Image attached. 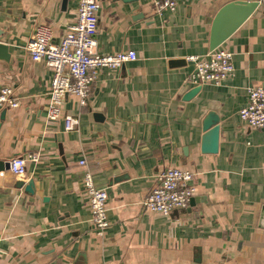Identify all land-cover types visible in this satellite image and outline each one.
<instances>
[{"label":"crops","instance_id":"obj_1","mask_svg":"<svg viewBox=\"0 0 264 264\" xmlns=\"http://www.w3.org/2000/svg\"><path fill=\"white\" fill-rule=\"evenodd\" d=\"M96 1L98 52L136 58L98 69L84 106L64 96L62 113L79 118L65 130L61 117L46 118L51 70L24 45L40 24L59 41L78 0H0L9 54L0 87L19 103L0 109V161L37 156L23 175L0 171V264H264V132L238 116L246 88H264V2L219 46L232 53V76L184 100L194 68L187 56L210 51L212 17L233 0H176L161 14L151 0ZM208 111L219 116L212 153L200 149ZM167 167L191 171L195 191L186 207L160 214L142 201ZM86 170L107 193L102 235Z\"/></svg>","mask_w":264,"mask_h":264},{"label":"built area","instance_id":"obj_2","mask_svg":"<svg viewBox=\"0 0 264 264\" xmlns=\"http://www.w3.org/2000/svg\"><path fill=\"white\" fill-rule=\"evenodd\" d=\"M258 4L264 0H257ZM157 12L175 10L176 0H151ZM98 8L96 0H78L76 18L59 41H54L53 34L47 25L40 24L26 40L24 48L34 61L43 60L51 70L49 99L46 107V118L63 119L65 130L77 129L78 116L63 114L61 106L64 96L71 94L77 97L81 106L86 104L89 86L95 73L101 68H119L125 62L136 58L133 50L119 51L113 54L98 52L96 34L98 30ZM194 62V68L188 77L193 86L204 83H219L232 76L234 65L232 53L217 47L208 51L203 57L187 56ZM12 88L0 87V109L18 106ZM239 118L249 126L264 132V88L250 85L246 88V103L239 109ZM37 160L36 154L15 156L9 161V170L15 175L25 174L26 161ZM80 165H86L84 159ZM193 174L187 169L167 167L158 176L155 186L142 201L145 209L160 214H168L173 210L184 208L191 199L195 186ZM83 184L88 196L91 222L95 233L102 235L108 226L106 199L104 188L94 184L92 173L86 170ZM213 264H223L217 262Z\"/></svg>","mask_w":264,"mask_h":264},{"label":"water","instance_id":"obj_3","mask_svg":"<svg viewBox=\"0 0 264 264\" xmlns=\"http://www.w3.org/2000/svg\"><path fill=\"white\" fill-rule=\"evenodd\" d=\"M259 8L257 0H233L222 5L212 17L210 22L208 48L213 50L221 45L239 25L255 10ZM8 46L0 41V59L7 60ZM200 90V86H193L183 95L184 100L193 97ZM204 135L201 142V152H216L219 139V116L214 111H208L202 119ZM9 168V162L0 161V171ZM32 181L25 184L24 188L32 192ZM24 185L23 180H17L15 186Z\"/></svg>","mask_w":264,"mask_h":264}]
</instances>
